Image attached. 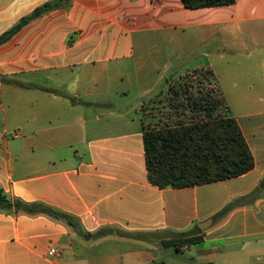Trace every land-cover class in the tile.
<instances>
[{
  "label": "crops",
  "instance_id": "1",
  "mask_svg": "<svg viewBox=\"0 0 264 264\" xmlns=\"http://www.w3.org/2000/svg\"><path fill=\"white\" fill-rule=\"evenodd\" d=\"M50 1L0 0V37ZM187 54L194 57L170 79L211 71L255 167L225 181L161 190L149 181L143 125L132 114H144L146 125L175 124L172 113L146 115L142 108L167 96L173 83L169 76L158 82L162 71ZM110 64L115 72L107 75ZM78 67L90 80L120 81L124 96L157 90L103 122L49 88ZM17 78L39 92L40 117L33 103L30 114L29 107L17 109V90L7 87ZM39 119L43 127L36 129ZM0 186L11 200L41 203L75 225L0 213V264H158L159 251L170 256L173 249L189 252L191 264H264V0L198 10L181 0H74L70 10L31 22L0 44ZM210 219L202 242L162 245Z\"/></svg>",
  "mask_w": 264,
  "mask_h": 264
},
{
  "label": "trees",
  "instance_id": "2",
  "mask_svg": "<svg viewBox=\"0 0 264 264\" xmlns=\"http://www.w3.org/2000/svg\"><path fill=\"white\" fill-rule=\"evenodd\" d=\"M185 8L198 10L234 5L236 0H181ZM74 0H52L21 19L0 37V44L10 41L31 22L60 10H70ZM207 80L208 88L192 90L191 83L171 84L167 96L151 104H169V113H175V124L163 126L143 125L145 159L148 178L161 190L184 189L216 183L243 176L255 167V161L237 120L220 114L225 104L223 96L213 86L209 70L195 71ZM193 75V74H192ZM192 75H186L191 77ZM211 76V77H210ZM211 86V89L209 88ZM149 104V105H151ZM226 109V106H225ZM159 116V114H157ZM168 115V114H166ZM234 208L231 204L214 219L218 220ZM45 214L75 226L65 214L58 213L41 203L27 204L11 200L0 186V213ZM113 232V230H110ZM199 227L182 238L163 241L169 249L174 246H192L203 241ZM143 237L149 234H141Z\"/></svg>",
  "mask_w": 264,
  "mask_h": 264
},
{
  "label": "rangeland",
  "instance_id": "3",
  "mask_svg": "<svg viewBox=\"0 0 264 264\" xmlns=\"http://www.w3.org/2000/svg\"><path fill=\"white\" fill-rule=\"evenodd\" d=\"M201 53H198L195 55V57H200ZM191 54L184 55L183 57H179L175 62L171 63V68H167L162 71L161 74V79H159V83L163 84L164 82L166 83L167 77L169 76V73L171 71L173 72L174 69H177L180 67L184 62L192 58ZM202 59V57H200ZM107 75L110 74L112 75L115 72V68L112 64L108 66L104 70ZM82 72H85L83 68H76L72 73H68L67 77L65 80L62 82L61 85L57 83H53L49 85V88L52 89L53 91H58L61 93L63 96V104L65 101L72 100L73 103L75 101H80L81 106L80 107L82 112H86L88 116H91L96 118L98 117L99 119H102L103 122H105L104 118L109 116L111 113H119L120 109H123L127 104L129 103H136L138 102L139 97H144V101H147L151 97H153V92L156 89V87L147 89L149 91L143 96L137 95L136 93H130L131 95H121L120 91H122V84L120 81L117 80H107L105 77L103 78H98L97 80H90L89 76L85 78V75L82 74ZM105 73V74H106ZM81 74V79H79V76ZM184 75V74H183ZM183 76H177L175 79H170V76L168 77V81H172L173 84H176L177 86L182 84V83H191L192 84V90L194 92H197L199 88H203L206 90L208 88L207 80L206 77L202 78L200 74H193L191 77H183ZM80 80V81H79ZM24 81L17 78L13 81V85L7 86V87H12L15 88L17 91V109L22 108L25 109L29 107V114H30V103L34 104V114H39L42 111V106H43V99H40L38 97L39 92L37 91H30L26 90L23 88L19 83H23ZM109 82V85H108ZM80 84V87L79 85ZM5 86V85H4ZM112 87V89H109V87ZM209 88L211 89V86L209 85ZM93 90L88 97H83V98H74V93L78 91L80 94H83L85 90ZM44 98V97H43ZM165 103V102H163ZM159 104V105H145L142 108V111L146 115H151V114H171L169 110V104ZM16 109V108H15ZM91 110V111H90ZM225 104L221 108V115L225 114ZM123 112V110H122ZM76 113V112H75ZM228 115L232 116V111L228 110L227 111ZM81 114V113H79ZM134 115L133 117L137 119V124L136 126H141V125H146L145 119H144V114L141 117H138L136 113L132 114ZM175 113H172V116H175ZM30 116V115H29ZM8 121L9 122H16L18 120L17 116H8ZM177 119V118H176ZM31 123V117H29V126ZM145 123V124H144ZM36 129H41L43 127V124L41 120L34 125ZM14 134V133H13ZM12 134V135H13ZM57 137V136H56ZM120 235L126 236L123 233H120ZM128 237V236H127ZM130 239L133 238V236H129ZM170 251H159L158 256H157V261L156 263L161 264V263H167V264H180V261H186V264H191L190 262V254L189 252L185 253H176L175 250H171L172 254L169 256L168 253Z\"/></svg>",
  "mask_w": 264,
  "mask_h": 264
},
{
  "label": "water",
  "instance_id": "4",
  "mask_svg": "<svg viewBox=\"0 0 264 264\" xmlns=\"http://www.w3.org/2000/svg\"><path fill=\"white\" fill-rule=\"evenodd\" d=\"M213 224V220L212 219H210V220H208V221H206V222H203V223H201V224H199V228H200V230L201 231H206L211 225Z\"/></svg>",
  "mask_w": 264,
  "mask_h": 264
},
{
  "label": "built area",
  "instance_id": "5",
  "mask_svg": "<svg viewBox=\"0 0 264 264\" xmlns=\"http://www.w3.org/2000/svg\"><path fill=\"white\" fill-rule=\"evenodd\" d=\"M52 253H53L54 255H57V254H58V251H57V250H53Z\"/></svg>",
  "mask_w": 264,
  "mask_h": 264
}]
</instances>
